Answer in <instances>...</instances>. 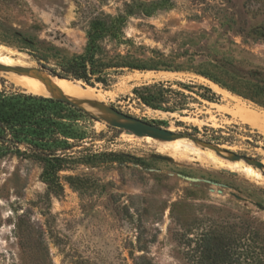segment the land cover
Wrapping results in <instances>:
<instances>
[{"label": "rangeland", "instance_id": "rangeland-1", "mask_svg": "<svg viewBox=\"0 0 264 264\" xmlns=\"http://www.w3.org/2000/svg\"><path fill=\"white\" fill-rule=\"evenodd\" d=\"M127 13L125 38L97 45L107 57L119 54L158 70H110L107 88L53 79L97 103L84 107L70 99L95 118L87 125L94 136L73 155L106 157L58 172L50 186L44 161L24 146L0 159V264H260L264 135L237 111L264 108L202 74L228 85L264 84V0H0V57L6 61L0 64L13 68L0 71V90L36 95L14 78L51 76L85 52L95 21ZM156 83L174 91L162 109L134 92ZM199 86L214 93L213 102L199 96H210ZM176 103L184 106L166 110ZM99 104L191 135L198 142L174 141L201 150L211 141L227 163L235 162L227 160L235 153L263 168H256L259 177L248 175L216 167L200 152L175 150L174 141L129 135L102 119ZM204 245H210L206 252Z\"/></svg>", "mask_w": 264, "mask_h": 264}, {"label": "trees", "instance_id": "trees-1", "mask_svg": "<svg viewBox=\"0 0 264 264\" xmlns=\"http://www.w3.org/2000/svg\"><path fill=\"white\" fill-rule=\"evenodd\" d=\"M128 14L117 17L103 16L95 21L87 34L88 44L85 52L60 64L58 70H50L49 74L90 87L101 85L107 88L112 82L107 73L110 70L157 71L156 66L146 65L137 59L128 60L119 54L107 57L97 45L106 39L117 42L124 39ZM202 76L221 89L264 108V84L259 87L233 80V83L228 85L207 75ZM199 88L210 95H199L202 99L214 101V93L209 88ZM134 92L145 105L162 109V105L168 104L167 95L174 91L169 85L156 83L135 89ZM183 106L182 103H176L174 107L166 110L173 111ZM94 119L84 108L69 100L36 96L26 93L24 89L3 88L0 90V159L10 154H19L20 147L24 146L27 151L44 161L45 183L49 186L58 183V172L76 164L94 166L100 158L106 157L105 154L99 153L81 157L73 155L72 150L75 147L86 142L90 135L94 136L95 133L87 131L89 121ZM203 142L215 145L211 141ZM204 246L205 252L208 251L210 245ZM227 252L224 251L222 256L227 257ZM260 264H264V259Z\"/></svg>", "mask_w": 264, "mask_h": 264}, {"label": "bare ground", "instance_id": "bare-ground-1", "mask_svg": "<svg viewBox=\"0 0 264 264\" xmlns=\"http://www.w3.org/2000/svg\"><path fill=\"white\" fill-rule=\"evenodd\" d=\"M1 59L2 61L3 60L5 61V58L0 57V60ZM14 77L16 76H13V78ZM53 79H59V78L48 77V80H53ZM59 80L65 81L64 79H59ZM12 82L22 85L25 89H27V91L34 93L36 95L50 96L53 93H61L63 96L69 99H74L77 100L78 102L81 101L80 104L84 107L85 106L93 107L97 104L91 102L85 97L87 96L85 91L80 90L76 86H73L69 83H61L60 81H56V80L49 81V83L55 85L58 88V89H51L37 78L30 77L29 80H22L21 78L19 79L16 77ZM102 115L103 117H108L106 114H102ZM237 115L241 120H243L245 124L249 125L251 128L264 135V112L257 113L249 109L238 108ZM172 147L175 150L179 149L180 147H185V149L189 151L200 152L201 154L206 156L207 159L211 161V163H213V165H215L216 167H227L229 170L232 171L245 172L248 175H254L259 177L255 167L238 160L232 163H227L222 158H220L213 150H208V149L201 150L198 148L199 146L198 147L194 146L193 144L187 143L182 140L174 141L172 143Z\"/></svg>", "mask_w": 264, "mask_h": 264}, {"label": "water", "instance_id": "water-1", "mask_svg": "<svg viewBox=\"0 0 264 264\" xmlns=\"http://www.w3.org/2000/svg\"><path fill=\"white\" fill-rule=\"evenodd\" d=\"M12 69H13L12 67L0 64V71H10ZM33 76L35 78L41 80L45 85H47L51 89H58L55 85L49 83L48 77H51V76H43L40 73L33 75ZM59 79H61V78H59ZM59 94H60V99H66V100H69V101L77 104L76 102H74V101L68 99L67 97L63 96L61 93H59ZM77 105H79V104H77ZM98 106L108 116L106 118L102 117V119H105L110 127L116 128L119 130H123L129 135H133V136L138 137V138L150 137L152 139H155L158 141H164V142H170V141H174L176 139H181V138H188V139H191L195 142H198V140L193 138L191 135L171 132L169 130H166V129H163L159 126H156L152 123L137 119L135 117H131V116L126 115L124 113H121V112H119L113 108L106 107L103 104H99ZM205 145H206L205 146L206 148L213 150L218 155H221V151H219L212 144L205 143ZM227 160H229V161L243 160L246 164L251 165L255 168H259V169L263 168V165L259 161L249 159L245 156L238 155L235 153H230V157H228ZM186 179L191 180L190 178H186Z\"/></svg>", "mask_w": 264, "mask_h": 264}]
</instances>
